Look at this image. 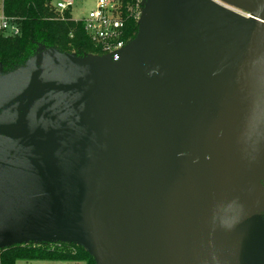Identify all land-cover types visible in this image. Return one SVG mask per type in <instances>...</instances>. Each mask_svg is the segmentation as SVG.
<instances>
[{
    "label": "water",
    "instance_id": "1",
    "mask_svg": "<svg viewBox=\"0 0 264 264\" xmlns=\"http://www.w3.org/2000/svg\"><path fill=\"white\" fill-rule=\"evenodd\" d=\"M218 1L146 0L118 61L0 75V249L264 264V0Z\"/></svg>",
    "mask_w": 264,
    "mask_h": 264
},
{
    "label": "trees",
    "instance_id": "2",
    "mask_svg": "<svg viewBox=\"0 0 264 264\" xmlns=\"http://www.w3.org/2000/svg\"><path fill=\"white\" fill-rule=\"evenodd\" d=\"M55 0H2L1 14L18 27V34L5 35L0 30V75L22 66L40 49H56L76 57L102 55L84 30L83 22L73 20L71 10L63 19L54 11ZM129 1V0H125ZM138 23L127 21L126 36L137 34ZM264 219V212L262 213ZM18 261H55L95 264L80 246L62 242H27L0 249V264Z\"/></svg>",
    "mask_w": 264,
    "mask_h": 264
},
{
    "label": "built area",
    "instance_id": "3",
    "mask_svg": "<svg viewBox=\"0 0 264 264\" xmlns=\"http://www.w3.org/2000/svg\"><path fill=\"white\" fill-rule=\"evenodd\" d=\"M214 1L229 7L218 0ZM73 3L74 0H55L53 8L55 13L63 19L64 13L71 10ZM145 3L146 0H96L94 8L86 17L81 19L72 17V19L83 22L86 34L101 50L102 55L96 58L108 57L112 61H118L123 50L134 39V37L126 36L127 21L132 19L139 25L144 16ZM0 30L5 35H16L19 32L17 25L3 15L0 16Z\"/></svg>",
    "mask_w": 264,
    "mask_h": 264
},
{
    "label": "rangeland",
    "instance_id": "4",
    "mask_svg": "<svg viewBox=\"0 0 264 264\" xmlns=\"http://www.w3.org/2000/svg\"><path fill=\"white\" fill-rule=\"evenodd\" d=\"M1 3L0 0V16L1 14ZM96 0H74L73 6L71 7V14L73 19H81L86 17L88 12L94 8ZM95 60L97 58L93 57L90 58ZM264 185V182H263ZM77 264V263H70V262H55V261H18L16 264ZM83 264V263H80Z\"/></svg>",
    "mask_w": 264,
    "mask_h": 264
},
{
    "label": "crops",
    "instance_id": "5",
    "mask_svg": "<svg viewBox=\"0 0 264 264\" xmlns=\"http://www.w3.org/2000/svg\"><path fill=\"white\" fill-rule=\"evenodd\" d=\"M61 264V263H60Z\"/></svg>",
    "mask_w": 264,
    "mask_h": 264
}]
</instances>
